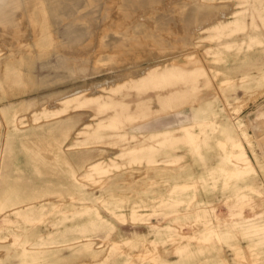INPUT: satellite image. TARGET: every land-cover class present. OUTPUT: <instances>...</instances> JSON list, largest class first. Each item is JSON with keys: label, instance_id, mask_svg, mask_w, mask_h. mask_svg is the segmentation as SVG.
Segmentation results:
<instances>
[{"label": "rangeland", "instance_id": "1", "mask_svg": "<svg viewBox=\"0 0 264 264\" xmlns=\"http://www.w3.org/2000/svg\"><path fill=\"white\" fill-rule=\"evenodd\" d=\"M0 264H264V0H0Z\"/></svg>", "mask_w": 264, "mask_h": 264}]
</instances>
